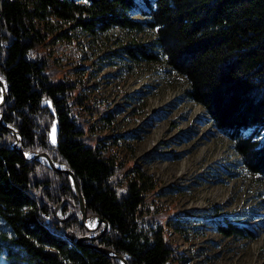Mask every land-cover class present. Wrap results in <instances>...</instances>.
<instances>
[{"label": "trees", "instance_id": "obj_1", "mask_svg": "<svg viewBox=\"0 0 264 264\" xmlns=\"http://www.w3.org/2000/svg\"><path fill=\"white\" fill-rule=\"evenodd\" d=\"M147 31L152 39H140ZM1 42L3 123L19 132L23 152L46 153L69 168L90 224L101 217L108 225L78 243L104 224L89 231L70 175L44 158L26 159L0 122V253L7 264H123L97 247L127 264L183 262L169 229L186 233L157 200L158 180L125 163L120 142L100 133L117 121L85 87L87 68L98 63L133 71L160 63L182 78L186 96L207 110L245 174L264 187V0H3ZM216 224L223 235L255 238L227 217Z\"/></svg>", "mask_w": 264, "mask_h": 264}, {"label": "rangeland", "instance_id": "obj_2", "mask_svg": "<svg viewBox=\"0 0 264 264\" xmlns=\"http://www.w3.org/2000/svg\"><path fill=\"white\" fill-rule=\"evenodd\" d=\"M139 38L151 40L152 32ZM134 71L98 63L87 68L85 87L91 98L114 111L117 124L101 128V135L120 142L114 146L125 163L132 161L156 177L157 200L171 207L183 226L185 235L169 229L184 257L176 264H264L263 185L245 174L231 140L202 105L186 96L182 78L160 63ZM226 217L255 238L221 234L216 223ZM0 264H7L2 253Z\"/></svg>", "mask_w": 264, "mask_h": 264}, {"label": "water", "instance_id": "obj_3", "mask_svg": "<svg viewBox=\"0 0 264 264\" xmlns=\"http://www.w3.org/2000/svg\"><path fill=\"white\" fill-rule=\"evenodd\" d=\"M2 18H3V0H0V49L2 47V42H1V23H2ZM0 87H1V92H2V95L0 97V107H1L5 103V101L7 99V96H8L7 85H6L5 81H3L1 79V77H0ZM3 117H4V114L2 113V111L0 109V122H1L3 127L9 129L14 134V136L16 137V141L13 144V146H14V148L17 151H19V153H21L26 159H33V158H39V157L44 158V159H46L48 161L50 167H52L53 169H55L57 171H60V172L68 173L70 175V177L72 179V182H73V185H74V188H75V191H76L77 198H78L80 206H81V211H82V214H83L82 221H83V224L87 227V229L89 231H91V232H95L98 229V227L100 226L101 223L104 224V228H103V230L101 232H99L97 234H94V235L80 237L77 240V242L82 244L85 240L95 239V238L101 236L107 230V227H108L107 222L104 219H102L101 217H99V218H97L94 227L91 226V224H90L91 217L88 216V214H87L86 203H85L84 197H83V195L81 193V189L79 187V183H78L74 173L69 168L56 164L49 157V155H47L46 153L38 152V153L30 154V153L23 152V150L21 148V140H22L21 135L14 128L8 127L6 124H4L3 123ZM69 237L72 238V239L74 238L73 235H71ZM97 248L99 250L107 252V253L115 256V257L120 258V260L122 261L123 264H127V261H126L125 258L116 255L114 252H111V251H109V250H107L105 248H102V247H97Z\"/></svg>", "mask_w": 264, "mask_h": 264}, {"label": "snow or ice", "instance_id": "obj_4", "mask_svg": "<svg viewBox=\"0 0 264 264\" xmlns=\"http://www.w3.org/2000/svg\"><path fill=\"white\" fill-rule=\"evenodd\" d=\"M53 142H55L54 138H53Z\"/></svg>", "mask_w": 264, "mask_h": 264}]
</instances>
